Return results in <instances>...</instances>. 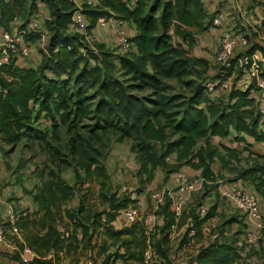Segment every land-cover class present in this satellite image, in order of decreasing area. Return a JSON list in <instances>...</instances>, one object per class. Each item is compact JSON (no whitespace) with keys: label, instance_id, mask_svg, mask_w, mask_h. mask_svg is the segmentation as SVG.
<instances>
[{"label":"trees","instance_id":"obj_1","mask_svg":"<svg viewBox=\"0 0 264 264\" xmlns=\"http://www.w3.org/2000/svg\"><path fill=\"white\" fill-rule=\"evenodd\" d=\"M38 1L31 0L28 16L26 0H0V29L11 31L16 19H23L18 29L26 31L24 38L30 44L39 41L43 31H27ZM41 1L49 11L45 21L48 54L38 66L19 61L18 56L0 64V142L11 150L23 140L36 139L50 146L46 131L40 129L42 119L49 118L54 137L61 126L71 134L69 145L77 158L78 183L85 187L89 180L107 176L99 161L101 152L91 142L112 130L122 139H140L136 148L140 174L152 176V170L160 166L185 163L205 182L217 180L216 159L223 166L241 162V150L233 144L245 142V150H250L254 142L264 143V120L251 90L233 89L225 98L212 99L206 82L188 79L196 66L208 69L206 59L190 55L197 36L213 24L204 0H166L163 4L161 0H99L97 8L85 5L87 31L94 30L99 17L124 20L134 31L128 39L129 51L114 57L102 45L100 52L94 53L84 34L71 29L77 8L73 1ZM257 50L264 55L261 44L253 43L248 49L250 53ZM110 67L118 69L124 79L110 76L106 71ZM171 79L193 89V95L172 93ZM85 118L95 121L82 127ZM214 137L220 139L225 155L212 143ZM173 154L176 160L172 162L169 157ZM238 177L258 194L264 207V162L240 168ZM104 188L94 198L92 188L86 186L76 198L74 186L51 171L32 193L37 207L21 209L14 222L0 223L16 246L14 260L19 264H78L88 253L91 264H146L147 252L152 249L163 261L174 264L171 236L188 218L176 215L171 198L160 205L163 224L158 229L149 231L141 221L118 228L115 222L121 211L136 206L137 199ZM74 201L76 205L70 206ZM216 209L214 205L203 216H189L195 234L189 238L190 229L180 247L190 245L191 240L200 245L185 264H264V235L258 248L243 247L238 240L226 238L203 243L204 226L217 214ZM26 247L35 254L28 262L21 257Z\"/></svg>","mask_w":264,"mask_h":264},{"label":"rangeland","instance_id":"obj_2","mask_svg":"<svg viewBox=\"0 0 264 264\" xmlns=\"http://www.w3.org/2000/svg\"><path fill=\"white\" fill-rule=\"evenodd\" d=\"M26 1L28 7L26 15L29 16L31 0ZM165 1L161 0L162 4ZM204 3L209 20L211 21L214 16L219 15L223 17V25L214 26L212 24L209 30L197 36V42L190 55H195L208 61V69L206 71L203 69V65H198L194 68L192 76L188 78L196 80L197 83H205L222 75L224 63L218 59V54L223 34L226 31H232L241 40L233 57H237L251 47L253 43L264 46V0H218L216 2L215 0H204ZM37 5L38 8L30 16L27 31L30 32L32 30L30 28L31 22L37 20L39 29L44 32L45 36L33 44L28 43L25 38L17 40L15 42V52H13L14 56H18L19 60H23L31 66H38L49 50V34L45 23V18L49 15V11L41 0L38 1ZM161 9L162 7L158 10V15ZM23 22L24 20L21 19L18 27ZM93 29V31H86L83 36L85 37V43L94 53L100 52V45H102L104 50L110 51L113 57L129 51L128 46H120L115 42V38L118 37V31H115L114 26L108 28L96 26ZM245 42L247 43L245 44ZM5 44L6 42L0 30V47L8 48ZM29 47L32 52L26 56L23 54V50ZM184 47L187 48L186 45ZM106 71L112 77L120 80L124 79V76L116 68L110 67ZM169 82L173 85L172 93H182L187 97H191L194 93L193 89L183 85L177 79H171ZM90 93L93 95L95 92ZM135 93L141 96L147 94V92ZM227 94L228 92L216 91L209 93L208 96L212 99H222ZM98 99L99 97H96L95 102ZM94 121L91 118H85L81 125L82 127L84 125L90 126ZM40 129L44 132L46 131V141H48L50 146L46 145V142L42 143L36 139L32 141L23 140L14 150H11V146L0 142V223L7 221L8 209H11L12 213L18 214L21 209L30 207L33 204L32 193L37 191V187L42 183V180L47 179L51 171H53L74 186L76 198L79 196V190L85 189L86 186L92 188L94 196H96L94 198H97L103 187L110 192H118L120 195L125 194L131 198H136V206L140 208L141 217L147 214L153 215L154 221L153 218L150 220L152 224L149 228L154 231L163 224V217L159 214L160 205L168 198H171L181 187L179 175L183 174L188 179H194L198 176V172L185 163L181 165L170 164V168L160 166L152 170L150 173L152 176H149V173L146 172L140 174V163L136 149L140 139L135 137L122 139L119 134L112 130L108 131L107 134H100L101 139L91 142L93 147L101 152L99 161L105 168L106 178H93L86 183L85 187H82L78 183L77 178V158L70 152L69 139L71 134L67 128L61 126L59 135L54 137L50 119L44 118L41 121ZM81 131L88 135V131L84 129H81ZM248 140L251 141L252 139L248 138ZM231 142V140L226 141L229 145L233 144ZM212 143L218 146L219 151H222V155H225V152L220 150L221 142L218 137H214ZM245 144V142L233 144L241 150V162L232 161L230 165L223 166L216 159L213 164V169L217 174L216 182H205L203 179L200 188L187 195L181 209L183 217L185 219L188 218L187 223L176 229L171 236L173 240L172 259L174 264H185L191 261L200 245L192 242L183 248L180 247L185 234L191 229V218L189 216L201 214L200 207L202 205L207 207V209L214 205L217 206V214L204 226V244L215 239L226 238L238 240L240 245L248 247L247 227L243 223L238 209L222 196L225 189L235 185H241L248 189L244 183L239 182V169L257 162H264V157L261 158L256 155L258 153L264 156V144L257 146L251 144L250 150H245ZM50 147H54L55 150ZM155 148L160 149V144L155 143ZM57 150L60 153H57ZM175 156V154L170 156V161H175ZM75 200L77 201V199ZM76 203L75 201L70 202L69 205L74 206ZM94 204L101 208L99 200H95ZM117 225L119 227L125 226L122 221H119ZM4 247L6 248L7 246ZM12 250L4 249L0 246V264H19L13 258L15 255L13 252L16 249L13 252ZM88 256V253L83 254L80 258L81 262L78 264H91ZM69 261L67 258L66 262L68 263ZM152 263L168 264L167 261H163L158 255L157 257L152 256L146 264Z\"/></svg>","mask_w":264,"mask_h":264},{"label":"built area","instance_id":"obj_3","mask_svg":"<svg viewBox=\"0 0 264 264\" xmlns=\"http://www.w3.org/2000/svg\"><path fill=\"white\" fill-rule=\"evenodd\" d=\"M76 5V10L72 18L71 29L75 32L84 34L89 27V20L84 12L85 5L91 8H97L99 0H71ZM49 15L45 18L48 19ZM21 19L17 18L14 27L11 31L1 30L3 39L6 42V47H0V64L9 62L12 57H15L13 52H15V42L24 38L26 33L25 30L18 29V24ZM212 23L214 26L223 25V17L216 15L214 16ZM97 26L101 28H108L110 26L115 27V31H118V37L116 43L120 46H128L130 43L128 41L129 36H131L134 31L128 26V23L124 20H119L114 17H99L97 20ZM127 27V28H126ZM30 28L34 32L41 31L39 29V24L37 20H33L30 24ZM45 35H42V39ZM175 41H178L177 37H174ZM241 43V40L235 36L232 31H226L223 34L220 51L218 54V59L224 63L223 73L217 79L206 81V90L209 93L219 92H229L233 89L240 90H251V97L255 99V103L259 114L264 120V76L262 75L264 67V55L261 51L257 50L253 53L248 51L247 48L244 52L240 53L237 57H233L236 47ZM247 42H245L246 44ZM31 53V48H26L23 50L24 55H29ZM181 182V187L179 190L171 197L172 209L177 216L182 214V204L184 203L186 197L191 192L197 191L201 184L203 183V178L200 176L194 179H188L183 174L179 175ZM228 201L233 203L238 209L241 218L247 227V245L248 248H258L259 242L264 235V207L262 205L261 199L258 194L246 187L241 185H235L231 188L225 189L222 193ZM208 211L207 207L202 205L200 207V215H204ZM8 218L7 221L14 222L17 218V214L12 213L11 209L7 211ZM145 217V218H144ZM141 217L140 208L137 206H130L121 211L119 219L126 226L131 225L137 221H141L147 229L151 227L152 224L150 220L154 217L151 214H147ZM125 221V222H124ZM17 231V229H15ZM195 234L193 225L191 224V230L189 233V238H192ZM194 240H191V243ZM0 243L5 245H14L13 241L6 235L3 226L0 225ZM15 246V245H14ZM16 249V246L15 248ZM34 252L26 247L22 253L21 257L25 262H28L34 257ZM152 256L157 257L154 250L150 249L146 255V263ZM257 262H260L259 260ZM261 263V262H260ZM117 264H125L123 261H118ZM153 264V263H152Z\"/></svg>","mask_w":264,"mask_h":264},{"label":"crops","instance_id":"obj_4","mask_svg":"<svg viewBox=\"0 0 264 264\" xmlns=\"http://www.w3.org/2000/svg\"><path fill=\"white\" fill-rule=\"evenodd\" d=\"M216 1H218V0H215V2H216ZM230 1H233V0H230ZM19 61H21V60H19ZM224 141H227V139L224 140ZM250 142H253V140H251ZM262 144H264V143H255V142H254V145H255V146H257V145H262ZM234 145H236V144H234ZM247 187H248V186H247ZM248 189H250V188L248 187ZM250 190H252V189H250ZM19 202H20V201H19ZM20 203H21V202H20ZM36 207H37L36 204L33 202V204H32L29 208H31V209H35ZM119 221H121V220L118 218L117 221L115 222V225H116V227H118V228H119V226H118L117 224H118ZM0 244H1L0 246H1L2 248H4V249L7 248L8 250H10V249H11V250H12V249L14 250V248H15V246L12 245V244H10V245H5V244H2V243H0ZM4 246H7V247L5 248ZM13 250H12V252H13Z\"/></svg>","mask_w":264,"mask_h":264}]
</instances>
